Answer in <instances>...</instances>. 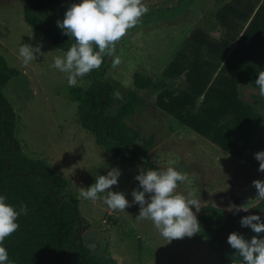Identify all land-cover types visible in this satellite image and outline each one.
I'll use <instances>...</instances> for the list:
<instances>
[{
    "label": "rangeland",
    "instance_id": "rangeland-1",
    "mask_svg": "<svg viewBox=\"0 0 264 264\" xmlns=\"http://www.w3.org/2000/svg\"><path fill=\"white\" fill-rule=\"evenodd\" d=\"M27 1L0 0V56L18 71L0 92L15 116L23 154L67 180L82 219L84 246L93 255L107 251L118 264H220L200 233L199 219L200 232L167 241L151 220L137 217L139 205L131 193L142 190L135 177L140 162L148 159L160 170L173 166L187 173L191 183L178 182L176 191L194 192L200 209L230 213L236 212L230 205L260 202L254 200L252 181L264 180L254 157L264 151V115L240 100L237 86H246L243 94L250 102V94L261 97L255 80L264 71L257 55L264 50V0H143L149 12L116 45L121 63L113 68L106 56L102 77L111 84L108 110L124 102L133 72L165 78L169 88L141 94L146 106L127 120L137 159L120 164L78 126L76 104L68 96L74 87L51 67L53 57L63 53L23 22ZM45 3L54 13L80 0ZM210 16L205 30L201 25ZM22 44L39 46L43 54L34 53L35 60L25 66ZM88 84L84 76L75 87ZM112 168L120 175L110 190L124 193L130 204L125 212L111 210L102 199L79 196L80 187L91 186Z\"/></svg>",
    "mask_w": 264,
    "mask_h": 264
},
{
    "label": "trees",
    "instance_id": "trees-1",
    "mask_svg": "<svg viewBox=\"0 0 264 264\" xmlns=\"http://www.w3.org/2000/svg\"><path fill=\"white\" fill-rule=\"evenodd\" d=\"M64 13L50 12L45 0H28L22 8V19L55 49L65 53L74 39L57 26ZM211 18L201 25L205 30H208L205 24ZM257 55L264 60V50L257 51ZM105 62L106 56L100 69L85 75L87 87L71 88L68 96L76 104L78 126L92 135L95 145L111 153L116 163H132L136 161L138 151L133 129L127 120L146 106L142 93L166 90L169 83L162 77L133 72L131 89L125 92L124 102L110 111L107 104L111 84L102 77ZM17 75L18 71L9 68L0 56V85ZM245 87L237 86L240 100L250 105L254 112L264 115V99L252 94V102L245 99ZM139 166L144 171L160 170L148 159L141 161ZM67 187V180L54 173L44 161L23 154L16 137L15 116L0 92V195L5 196L6 203L17 211L21 203L27 207V214L17 218L20 227L6 237L2 245L13 264H118L107 251L101 256L93 255L84 246L77 200ZM248 215H258L264 222V201L249 207L246 212L225 213L220 208L204 206L196 214L202 224L200 233L220 264H231L235 255V250L227 243L230 233L236 232L246 240L253 236L264 237V233L257 234L250 227L241 226L242 217Z\"/></svg>",
    "mask_w": 264,
    "mask_h": 264
},
{
    "label": "clouds",
    "instance_id": "clouds-1",
    "mask_svg": "<svg viewBox=\"0 0 264 264\" xmlns=\"http://www.w3.org/2000/svg\"><path fill=\"white\" fill-rule=\"evenodd\" d=\"M148 12L149 8L143 0H80L78 4L73 3L57 26L73 38L74 43L63 55L53 57L51 67L66 74L69 87L77 86L78 78L100 69L105 56L111 58L113 68L117 67L121 63V57L115 54L117 43ZM34 53L43 54L39 46L34 48L30 44H22L19 47V56L25 66L35 60ZM255 84L259 95L264 97V71H259ZM254 157L259 161L258 171L264 172V151L255 153ZM174 163L169 162L170 165ZM119 175L120 171L116 168L109 170L107 175H97L94 184L79 188V196L92 201L102 199L111 210L125 212L130 204L124 193L110 190L117 185ZM135 179L142 189H134L131 193L133 203L139 205L138 218L151 220L154 228L167 241L192 237L200 232L192 208L199 212L201 201L195 198L194 192L184 195L176 191L178 182L191 183L187 173L168 166L161 170H141ZM252 185L257 193L254 200L264 201V180H253ZM248 208L246 205H230L229 211L246 212ZM22 214H27L26 205L21 203L17 211L6 203L5 196L0 195V264H13L2 245L5 238L20 227L16 221ZM240 223L250 227L254 233H264V222L258 215L242 217ZM227 243L235 250L231 264H264V237L253 236L246 240L232 232L227 237Z\"/></svg>",
    "mask_w": 264,
    "mask_h": 264
},
{
    "label": "crops",
    "instance_id": "crops-1",
    "mask_svg": "<svg viewBox=\"0 0 264 264\" xmlns=\"http://www.w3.org/2000/svg\"><path fill=\"white\" fill-rule=\"evenodd\" d=\"M248 111V110H247Z\"/></svg>",
    "mask_w": 264,
    "mask_h": 264
}]
</instances>
